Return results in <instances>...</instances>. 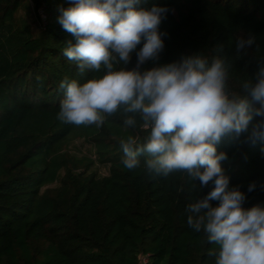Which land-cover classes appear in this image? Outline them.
<instances>
[{
    "label": "trees",
    "instance_id": "1",
    "mask_svg": "<svg viewBox=\"0 0 264 264\" xmlns=\"http://www.w3.org/2000/svg\"><path fill=\"white\" fill-rule=\"evenodd\" d=\"M29 1L42 9L46 22L34 31L19 21L17 11ZM71 0H0V264H215L219 246L187 223L186 208L214 187L201 188L185 171L167 176L140 165L127 169L120 140L146 142L150 127L140 114L119 110L105 114L102 126L59 120L65 79L83 84L100 78V70L81 72L64 55L74 37L58 22ZM168 9L159 31L164 48L140 71L198 54L209 63L224 60L230 91L242 92L264 65V0H139L137 9ZM254 43L236 50L239 38ZM143 46V41L136 51ZM136 52L125 65L135 69ZM259 107V104L256 105ZM134 115V126H125ZM264 117L255 116L254 122ZM89 140L95 159L108 165L99 176L94 161L62 150L71 134ZM229 177V190L239 188L244 208L264 206V138L227 134L216 145ZM203 170V169H201ZM255 187L249 191V186ZM52 185L53 187H50ZM217 206L219 201L210 202Z\"/></svg>",
    "mask_w": 264,
    "mask_h": 264
},
{
    "label": "clouds",
    "instance_id": "2",
    "mask_svg": "<svg viewBox=\"0 0 264 264\" xmlns=\"http://www.w3.org/2000/svg\"><path fill=\"white\" fill-rule=\"evenodd\" d=\"M139 0H71L60 9L58 22L74 37L66 42L63 55L81 72L100 70L105 74L83 84L65 79L58 119L79 125L100 127L105 114L119 110L140 114L150 135L139 144L133 137L120 140L123 165L131 170L147 154V171L167 176L185 171L201 188L214 187L190 203L187 223L207 234L209 243L219 246L215 264H264V206L244 208L245 194L229 190V177L221 167L226 153L217 154L216 145L227 134H245L249 140L264 138V65L254 79L245 80L242 92L228 89L223 59L209 63L198 54L178 62L140 71L148 60L158 58L164 48L159 26L168 11L153 6L137 9ZM143 46L137 52V46ZM254 38H239L236 50H246ZM136 52L135 69H114L117 58L125 65ZM259 104V107L256 105ZM125 126H134V115H126ZM203 169V170H201ZM255 187L249 186V191ZM219 201L217 206L210 202Z\"/></svg>",
    "mask_w": 264,
    "mask_h": 264
},
{
    "label": "rangeland",
    "instance_id": "3",
    "mask_svg": "<svg viewBox=\"0 0 264 264\" xmlns=\"http://www.w3.org/2000/svg\"><path fill=\"white\" fill-rule=\"evenodd\" d=\"M17 18L19 21L27 23L35 32L41 29L46 22V14L42 9L35 11L29 1L23 3L17 11ZM62 150L67 151L69 154L77 158L88 157L94 163L91 167L99 176L108 173V165L101 164L95 159V149L93 144L86 138L80 137L76 134H71L62 143ZM53 187L52 185H49Z\"/></svg>",
    "mask_w": 264,
    "mask_h": 264
}]
</instances>
